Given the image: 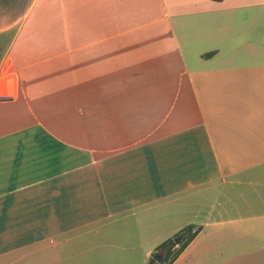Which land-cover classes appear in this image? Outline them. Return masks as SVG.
<instances>
[{"label":"crops","instance_id":"0c3cea01","mask_svg":"<svg viewBox=\"0 0 264 264\" xmlns=\"http://www.w3.org/2000/svg\"><path fill=\"white\" fill-rule=\"evenodd\" d=\"M187 226L172 264H264V0H0V264Z\"/></svg>","mask_w":264,"mask_h":264},{"label":"trees","instance_id":"16d2710c","mask_svg":"<svg viewBox=\"0 0 264 264\" xmlns=\"http://www.w3.org/2000/svg\"><path fill=\"white\" fill-rule=\"evenodd\" d=\"M199 229L194 230V226H187L180 233L179 237L182 240L176 244L173 239H169L162 244H160L155 252H165L163 257V264H172L175 259L183 252L187 245L192 241L195 235L198 233ZM177 247V248H176ZM176 249V250H175ZM154 260L151 258L149 264H153Z\"/></svg>","mask_w":264,"mask_h":264},{"label":"water","instance_id":"95a60500","mask_svg":"<svg viewBox=\"0 0 264 264\" xmlns=\"http://www.w3.org/2000/svg\"><path fill=\"white\" fill-rule=\"evenodd\" d=\"M181 237H177L174 239V242L178 244ZM151 258L154 260L156 264H163V252H153L151 254Z\"/></svg>","mask_w":264,"mask_h":264},{"label":"rangeland","instance_id":"374dc122","mask_svg":"<svg viewBox=\"0 0 264 264\" xmlns=\"http://www.w3.org/2000/svg\"><path fill=\"white\" fill-rule=\"evenodd\" d=\"M177 237H179V236H177ZM177 237H174V238H172L173 240L175 239V238H177ZM156 239V236L154 237V240ZM182 240V238L179 240V242ZM178 242V243H179ZM177 248V247H176ZM176 250V249H175ZM163 252V257H164V255H165V252L164 251H162ZM149 264V263H148ZM153 264H156L155 262L153 263Z\"/></svg>","mask_w":264,"mask_h":264}]
</instances>
